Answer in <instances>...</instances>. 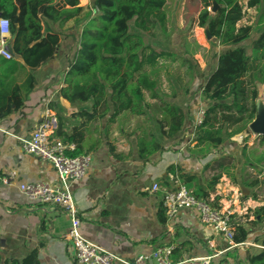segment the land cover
Returning a JSON list of instances; mask_svg holds the SVG:
<instances>
[{"label": "crops", "instance_id": "crops-1", "mask_svg": "<svg viewBox=\"0 0 264 264\" xmlns=\"http://www.w3.org/2000/svg\"><path fill=\"white\" fill-rule=\"evenodd\" d=\"M246 2L242 0L243 4ZM77 7L82 10L76 16L62 23L46 22L44 25L45 31L61 35L54 56L35 70L24 66L13 74L22 105L0 118V175L9 181L8 185L0 184V258L19 259L35 250L39 264H76L72 246L65 239L69 226L67 213L59 207L44 209L29 201L18 189L21 183L36 182L59 187L56 171L49 163L21 150V141L29 138L48 112L53 113L56 119L51 138L68 145V151L81 147L82 151L89 150L87 154L91 156L85 176L71 186L80 232L88 241L126 261L165 245L175 246L170 258L172 264L210 254L206 248V240L211 237L210 229L200 225L194 215L184 212L172 219L166 217L165 222L160 221L158 212L164 208L163 193L152 192L151 188L154 183L161 190L180 185L178 171L195 175L200 186L205 188V182L211 175L221 172L225 192L232 193L236 187L242 192L241 187L247 179L242 172L233 171V161L229 164V158L233 159V154L238 153L233 145L235 139L225 142L214 154L205 158L200 156L197 150L200 146L196 145L208 140L210 134L203 132V137L195 140V116L204 104L201 96L190 93V90L185 96L177 93L165 99L182 109L185 117L183 128L180 134L169 140L156 136L164 150L146 162L140 160L136 150V138L143 133L138 134L132 128L127 131L129 124L125 129L117 125L125 113L114 122L107 121L109 114L91 122H83L73 116L79 110H90L91 102L69 103L61 97L59 90L66 86L64 75L77 49L87 14L90 12L93 16L95 13L92 0H78ZM250 9L244 7L243 11ZM12 56L21 66L24 65L19 56ZM145 95L148 97L146 92ZM194 97H197L198 105ZM58 121L61 123V136L56 134ZM66 137L72 140L63 142ZM169 167L175 168L174 175L169 172ZM240 180L242 185L238 184ZM216 186L209 199L219 196L221 206L224 201L216 193ZM237 198L234 204L246 206V212L251 200L247 196ZM252 220L251 211V218L246 220L244 217L240 225L245 228L249 225L247 221ZM263 226H251L255 228L253 233L245 229L247 240L233 249L214 254L212 264H249V256L264 249L260 243L264 239ZM217 248L222 250L223 243ZM147 264L155 263L147 261Z\"/></svg>", "mask_w": 264, "mask_h": 264}, {"label": "trees", "instance_id": "trees-1", "mask_svg": "<svg viewBox=\"0 0 264 264\" xmlns=\"http://www.w3.org/2000/svg\"><path fill=\"white\" fill-rule=\"evenodd\" d=\"M166 1L92 0L95 13L93 16L90 12L87 14L77 49L64 75L66 86L59 90L61 97L69 103L91 102L90 110H79L73 116L83 122H91L109 114L107 121L114 122L124 113L146 118L153 109L157 114L155 122L159 137L169 140L180 134L185 120L183 111L163 98L153 75L156 58L172 57L173 54L151 50L144 45L140 35L147 33L152 36L157 27L162 32L166 31ZM194 1L202 7L196 20L197 26L208 28L210 42L222 48L215 69L200 91L205 111L196 130L207 132L210 137L196 146H200L198 153L205 158L221 150L227 141L240 137V142L246 144L250 136L248 125L256 113V101L261 99L264 104V0H247L246 4L242 0H214L220 7L213 14L208 11L210 0ZM77 5L78 0H0V16L10 21L13 36L4 48L19 56L24 63L21 66L14 59L0 58V118L22 105L13 74L24 66L35 70L55 54L61 35L45 31V23H62L76 16L82 10ZM66 6L69 8L66 9ZM244 7L259 12L257 23L260 31L255 38H251V25L237 26L245 16ZM130 23L134 31H130ZM246 41L249 42L245 44ZM145 65L150 67L149 71L144 68ZM188 91L189 86L186 85L181 94L185 96ZM145 92L153 103L146 101ZM193 99L198 102L197 97ZM60 127L58 121V136L62 135ZM157 134L149 129L136 138L137 155L142 162L164 150V146L156 140ZM201 137L203 134L198 133L196 140ZM71 140L66 137L62 141ZM260 145H264L263 140H260ZM88 151L76 147L73 151H66V154L72 157L87 154ZM241 155L249 163L264 169V151L258 156L251 152V157H248L242 149ZM232 161L229 158V164ZM169 172L174 175L175 168L169 167ZM221 176V172L212 174L202 188L195 175L177 172L180 185L194 197L206 200L217 208L221 207L220 197L215 196L212 201L209 198ZM257 184L256 179L243 183L247 189ZM252 216L253 220L247 221L250 226L264 224V205L253 209ZM158 217L160 221H166L164 208L159 210ZM247 238L244 226H237L234 242L244 243ZM260 243L264 247V239ZM248 263L264 264V249L249 256ZM0 264H39V261L36 251L30 250L19 259L0 258Z\"/></svg>", "mask_w": 264, "mask_h": 264}, {"label": "built area", "instance_id": "built-area-1", "mask_svg": "<svg viewBox=\"0 0 264 264\" xmlns=\"http://www.w3.org/2000/svg\"><path fill=\"white\" fill-rule=\"evenodd\" d=\"M10 37V21L0 16V57L6 60L13 58L12 54L4 48V44ZM204 111V107L198 108L194 121L195 127L201 124ZM55 128V116L48 112L31 132L29 138L21 141V150L49 163L56 171L59 187H52L45 182H36L21 183L18 189L29 201L41 205L44 209L59 207L67 213L69 226L65 239L72 246L76 264H147V261H153L155 264H172L170 258L175 249L173 245L162 246L147 255H138L133 260L126 261L94 245L81 234L80 220L72 200L71 186L85 176L91 156L89 154L68 156L66 151L69 150V146L51 138ZM198 133L203 132L196 130L195 137ZM257 137L264 141V136ZM0 184L8 185L9 181L0 175ZM151 191H162V205L168 219L174 218L179 213H190L196 217L200 225L208 227L211 231V237L206 240V248L210 254L190 258L178 264H212L214 254L239 245L234 242V234L236 227L244 221V215L236 210L235 204L226 208L213 207L206 200L194 197L182 185L161 190L160 186L154 183ZM209 201L212 200L209 199ZM222 243L224 248L217 250L218 245Z\"/></svg>", "mask_w": 264, "mask_h": 264}, {"label": "rangeland", "instance_id": "rangeland-1", "mask_svg": "<svg viewBox=\"0 0 264 264\" xmlns=\"http://www.w3.org/2000/svg\"><path fill=\"white\" fill-rule=\"evenodd\" d=\"M166 5L168 17L166 31L162 32L157 27L152 36L147 33H140L144 45L149 46L151 50L155 52H171L173 54L172 57H159L155 60L156 70L153 75L158 81L159 93L163 95L164 99H168L177 93L181 94L182 88L188 85L190 93L200 95L205 80L216 67L217 58L222 48L217 44L211 43V39L206 40L203 28L197 26L196 20L202 7L194 0H167ZM209 9L208 11L210 12ZM258 15L259 12L257 10L250 9L245 12L244 18L237 23V26L244 24L253 27L251 38H255L260 31V26L257 23ZM130 31H134L132 23H130ZM248 42L246 41L245 44ZM144 68L148 69V71L150 69L148 65H145ZM145 98L150 101L147 95H145ZM156 117L157 114L153 109L146 118L124 114L117 125L125 129L126 125L129 124L127 131L132 128L138 134L147 132L149 129H152L157 134ZM249 134L246 144L240 142V137L238 141L235 140L233 142L238 153L233 154L232 169L236 173L242 172L247 180L256 179L258 184L251 189H247L245 193L237 191L238 187L232 193L225 192V182H222L221 179L216 186L218 191L216 193L221 195L222 201H224L221 203L222 208L236 203V197H238L237 199L249 197L251 201L247 204L249 209L246 212V206L235 204L236 209L244 215L246 220L251 218V211L255 207L264 205V169L259 165L249 163L241 155L242 149H245L246 156L251 157V152L258 156L264 151V145H260L261 138L254 136L252 133ZM157 136L159 135L157 134ZM238 184L242 185V181L240 180ZM261 227L257 228L260 229ZM245 229L247 232L253 233L255 228L252 229L251 226L245 225Z\"/></svg>", "mask_w": 264, "mask_h": 264}, {"label": "water", "instance_id": "water-1", "mask_svg": "<svg viewBox=\"0 0 264 264\" xmlns=\"http://www.w3.org/2000/svg\"><path fill=\"white\" fill-rule=\"evenodd\" d=\"M211 1L210 12L213 14L220 7L214 0ZM206 40L211 39L208 28L203 29ZM13 39V36L10 37ZM247 133H252L256 136H264V104L261 99L256 101V113L253 120L249 123ZM241 191L245 193L247 190L244 187H241Z\"/></svg>", "mask_w": 264, "mask_h": 264}]
</instances>
